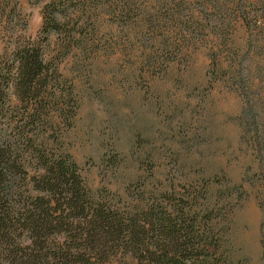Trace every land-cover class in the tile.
<instances>
[{
  "label": "rangeland",
  "instance_id": "rangeland-1",
  "mask_svg": "<svg viewBox=\"0 0 264 264\" xmlns=\"http://www.w3.org/2000/svg\"><path fill=\"white\" fill-rule=\"evenodd\" d=\"M46 1L0 0V61L9 38L36 37ZM85 5L72 42L43 45L78 103L58 131L87 186L156 200L174 223L189 195L230 264H264V0Z\"/></svg>",
  "mask_w": 264,
  "mask_h": 264
},
{
  "label": "trees",
  "instance_id": "trees-1",
  "mask_svg": "<svg viewBox=\"0 0 264 264\" xmlns=\"http://www.w3.org/2000/svg\"><path fill=\"white\" fill-rule=\"evenodd\" d=\"M85 3L46 1L36 37L18 34L2 52L0 264H122L119 256L127 264H230L189 195L172 202L176 223L156 200L118 204L87 186L64 149L60 123L71 122L78 103L43 42L59 32L72 42L78 13L93 17ZM116 6L125 16L129 7Z\"/></svg>",
  "mask_w": 264,
  "mask_h": 264
}]
</instances>
